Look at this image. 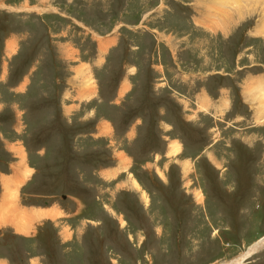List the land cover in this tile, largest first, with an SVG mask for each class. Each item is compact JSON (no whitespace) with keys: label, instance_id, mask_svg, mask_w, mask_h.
Here are the masks:
<instances>
[{"label":"rangeland","instance_id":"1","mask_svg":"<svg viewBox=\"0 0 264 264\" xmlns=\"http://www.w3.org/2000/svg\"><path fill=\"white\" fill-rule=\"evenodd\" d=\"M257 95L264 0H0V202L25 166L29 217L0 264L238 257L264 236Z\"/></svg>","mask_w":264,"mask_h":264},{"label":"bare ground","instance_id":"2","mask_svg":"<svg viewBox=\"0 0 264 264\" xmlns=\"http://www.w3.org/2000/svg\"><path fill=\"white\" fill-rule=\"evenodd\" d=\"M215 4V3H214ZM214 7V5H213ZM216 7V5H215ZM214 7V8H215ZM208 21V20H207ZM215 24V23H214ZM209 25V24H208ZM103 47V46H102ZM105 48V47H104ZM122 89V88H121ZM257 95V97H253L252 98V101L255 100V102L257 101L258 103H260L259 101L261 100V103H262V106H264V102H263V97ZM261 107V105H260ZM262 108V107H261ZM264 108V107H263ZM261 109L260 112L261 113H264V109ZM104 123V122H103ZM103 128L106 129V130H109V127H107V124H103ZM174 147V146H173ZM178 145L177 143L175 144V151L178 150ZM22 164V163H21ZM20 164V165H21ZM24 165V164H23ZM27 171L28 169L24 166L22 167L21 165V168L20 170H18L17 172H20L19 175H17V177L14 178V182H9V181H6L5 180V191H6V194L5 197L3 196V199L1 200L0 202V222L1 221H6L7 220V217H9L8 221H11L12 223H15L16 227L18 228L19 231H28L29 229V220H28V214L27 213H23L22 210H24L18 206V204L16 203V198L14 199V197L16 196V188H12V186H15L17 187V185H19L21 182H23L26 174H27ZM134 185L135 187H137V183L134 182ZM9 193H13L12 195L13 196H10ZM15 193V194H14ZM10 197H9V196ZM13 205V208L11 207ZM18 207V208H17ZM42 216H47V217H54L55 214H57L55 211H42V212H39ZM32 215V214H30ZM38 216V215H37ZM19 219L22 220V223H19ZM25 225L27 226L26 228H22L23 226L25 227ZM264 243V236L259 238L256 242L252 243L251 245H249V247L247 248V250L240 254L238 257L236 258H233L231 261H228V262H223L224 264H239L242 260H244L246 257L252 255L255 250L259 248V246Z\"/></svg>","mask_w":264,"mask_h":264},{"label":"crops","instance_id":"3","mask_svg":"<svg viewBox=\"0 0 264 264\" xmlns=\"http://www.w3.org/2000/svg\"><path fill=\"white\" fill-rule=\"evenodd\" d=\"M13 178V175H12V177H9V179H12ZM51 210V208H44V210L43 211H50ZM35 214L36 213H39V212H42V210L41 209H35L34 211H33ZM56 213H57V211H55ZM57 215H55L54 217H56ZM53 217V218H54ZM47 218H49V217H47ZM14 227H15V229H16V226L15 225H13ZM27 226L25 225V227L23 226L22 228H26ZM18 232V231H17ZM25 231H23V232H21V233H24Z\"/></svg>","mask_w":264,"mask_h":264},{"label":"trees","instance_id":"4","mask_svg":"<svg viewBox=\"0 0 264 264\" xmlns=\"http://www.w3.org/2000/svg\"><path fill=\"white\" fill-rule=\"evenodd\" d=\"M175 126V125H174ZM175 128H176V126H175ZM199 142L201 143L202 141H200V139H199ZM199 142H197V146L199 147ZM193 146V145H192ZM194 147V146H193Z\"/></svg>","mask_w":264,"mask_h":264}]
</instances>
